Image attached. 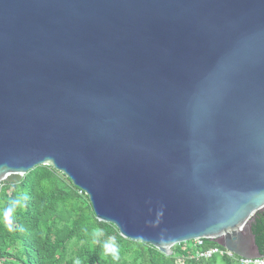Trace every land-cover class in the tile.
I'll list each match as a JSON object with an SVG mask.
<instances>
[{
    "label": "water",
    "instance_id": "obj_1",
    "mask_svg": "<svg viewBox=\"0 0 264 264\" xmlns=\"http://www.w3.org/2000/svg\"><path fill=\"white\" fill-rule=\"evenodd\" d=\"M62 175L163 256H262L264 0H0V183Z\"/></svg>",
    "mask_w": 264,
    "mask_h": 264
},
{
    "label": "trees",
    "instance_id": "obj_2",
    "mask_svg": "<svg viewBox=\"0 0 264 264\" xmlns=\"http://www.w3.org/2000/svg\"><path fill=\"white\" fill-rule=\"evenodd\" d=\"M251 232L264 260V208L251 218ZM191 244L173 246L167 257L122 239L95 219L79 190L48 167L34 168L18 184L0 185V264H236L197 258ZM212 247L203 240L199 251Z\"/></svg>",
    "mask_w": 264,
    "mask_h": 264
},
{
    "label": "built area",
    "instance_id": "obj_3",
    "mask_svg": "<svg viewBox=\"0 0 264 264\" xmlns=\"http://www.w3.org/2000/svg\"><path fill=\"white\" fill-rule=\"evenodd\" d=\"M203 245V240H196L194 242H192L191 246L193 249H196L197 253H196V257L197 258H202V259H209L212 256H217L220 258H226L229 259L233 262H235L236 264H264V260L260 259V260H245V259H240L236 256H234L232 253H230L227 250L221 249L219 247H212L209 248L205 251H199V249L202 247ZM176 264H183V262L181 260H178L176 262Z\"/></svg>",
    "mask_w": 264,
    "mask_h": 264
},
{
    "label": "clouds",
    "instance_id": "obj_4",
    "mask_svg": "<svg viewBox=\"0 0 264 264\" xmlns=\"http://www.w3.org/2000/svg\"><path fill=\"white\" fill-rule=\"evenodd\" d=\"M106 247H112V245H107Z\"/></svg>",
    "mask_w": 264,
    "mask_h": 264
},
{
    "label": "rangeland",
    "instance_id": "obj_5",
    "mask_svg": "<svg viewBox=\"0 0 264 264\" xmlns=\"http://www.w3.org/2000/svg\"><path fill=\"white\" fill-rule=\"evenodd\" d=\"M0 185H1V183H0Z\"/></svg>",
    "mask_w": 264,
    "mask_h": 264
}]
</instances>
